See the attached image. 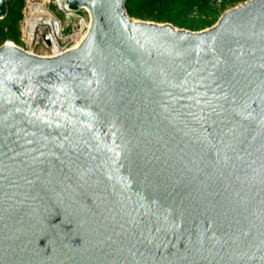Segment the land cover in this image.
Returning a JSON list of instances; mask_svg holds the SVG:
<instances>
[{
	"label": "water",
	"instance_id": "95a60500",
	"mask_svg": "<svg viewBox=\"0 0 264 264\" xmlns=\"http://www.w3.org/2000/svg\"><path fill=\"white\" fill-rule=\"evenodd\" d=\"M125 3L0 47V264H264V0L202 31Z\"/></svg>",
	"mask_w": 264,
	"mask_h": 264
},
{
	"label": "trees",
	"instance_id": "16d2710c",
	"mask_svg": "<svg viewBox=\"0 0 264 264\" xmlns=\"http://www.w3.org/2000/svg\"><path fill=\"white\" fill-rule=\"evenodd\" d=\"M248 0H126L125 8L131 18L156 23H170L177 28L202 31L214 26L230 8ZM8 13L0 19V47L6 42L24 45L21 22L26 0H7ZM55 11L57 8L51 5ZM67 32L71 28L66 29Z\"/></svg>",
	"mask_w": 264,
	"mask_h": 264
},
{
	"label": "rangeland",
	"instance_id": "374dc122",
	"mask_svg": "<svg viewBox=\"0 0 264 264\" xmlns=\"http://www.w3.org/2000/svg\"><path fill=\"white\" fill-rule=\"evenodd\" d=\"M42 4H45V7L54 16L55 20L59 19L61 21V31L63 33H62V35H60V33H58L61 36V38H58V42L61 44V46L63 48L72 49L74 46L77 45L76 43L78 41H73L70 38H75V36L73 37V35L78 32V26H79V22L81 20L80 17L74 16V17L68 19L65 16V14L63 12H61L59 9H56L55 11H53L51 9V5H55V0H26V9H27V10H25L26 11V16H28L29 9L31 7H38V6H41ZM231 9L232 8H230L229 10H231ZM229 10H227V11H229ZM81 14H83V16L85 17L87 23L89 25H91L90 14L84 9L81 10ZM68 25H70V28H71L70 32L66 31V28H67ZM24 27H25V20L20 25V29H21V32H22L21 40L24 43L22 48H24V50H26V51H28V52H30L32 54L35 53V54H38V55H41V56H43V55H51L53 47L50 46L49 43H47V41H45V36L49 32V30H47V29L45 30L44 29L42 31H38V33H37L38 37H36L34 43H32V42L30 43V41L26 37V33L24 31ZM86 32H84V34L82 36H86L87 33H88V32L87 33ZM58 34L56 35V38L59 36ZM82 36H80L76 40L82 39ZM55 44H56V42H55ZM56 45H58V44H56Z\"/></svg>",
	"mask_w": 264,
	"mask_h": 264
},
{
	"label": "bare ground",
	"instance_id": "6f19581e",
	"mask_svg": "<svg viewBox=\"0 0 264 264\" xmlns=\"http://www.w3.org/2000/svg\"><path fill=\"white\" fill-rule=\"evenodd\" d=\"M84 9L87 10L90 14V11L88 8L85 7ZM90 26L91 25H89V27ZM44 29L49 30L46 37H47V43H49V45L53 47L52 49L53 54L48 55V56H41V57L56 58L64 54L66 51L61 50L58 47V45H56L57 43L55 44L56 35L59 33V31L57 30V26L55 25L54 16L45 7V4H42L41 6H38V7H31L29 9L28 16L25 17V27H24L26 37L28 38L30 43L31 42L34 43L36 37H38L37 36L38 31H42ZM85 37L86 36H82V39L77 40L78 42L76 43L77 44L76 46L81 44L84 41ZM13 45H16V44H13Z\"/></svg>",
	"mask_w": 264,
	"mask_h": 264
},
{
	"label": "built area",
	"instance_id": "2783aa9c",
	"mask_svg": "<svg viewBox=\"0 0 264 264\" xmlns=\"http://www.w3.org/2000/svg\"><path fill=\"white\" fill-rule=\"evenodd\" d=\"M65 3H66V0H55V5L54 6H56V8L57 9H59L61 12H63L64 14H65V16L68 18V19H70V18H72V17H74V16H77V17H80V22H79V26H78V32L76 33V34H74L73 35V37L75 36V38H70V39H72L73 41H77L76 39L77 38H79L80 36H82L83 34H84V32H88V30H89V24L87 23V21H86V19H85V17L83 16V14H81V10H83V9H81L80 11H78V12H76V11H71V10H69V9H67L66 7H65ZM25 10H27L26 9V7H25V9H24V19H23V21L25 20V17H26V11ZM85 10V9H84ZM87 11V10H86ZM88 12V11H87ZM84 18H83V17ZM22 21V22H23ZM21 22V23H22ZM54 22H55V25L57 26V30L59 31V33H60V35H62V31H61V21L58 19V20H55V18H54ZM91 22V21H90ZM68 27H70V25H68L67 26V28ZM66 28V29H67ZM86 32V33H87ZM58 36L57 38H56V43L58 44V47L61 49V50H64V51H67L68 49H70V48H63L62 46H61V44L58 42V38H61V36ZM28 42V41H27ZM24 49V48H23ZM34 53V52H33ZM35 54V53H34ZM52 54H53V52H52ZM51 54V55H52ZM35 55H37V56H41V55H38V54H35ZM43 56H48V55H43Z\"/></svg>",
	"mask_w": 264,
	"mask_h": 264
}]
</instances>
